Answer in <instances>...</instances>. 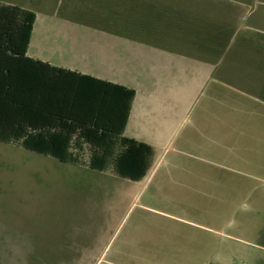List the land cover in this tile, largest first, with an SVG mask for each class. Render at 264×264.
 Segmentation results:
<instances>
[{
  "label": "crops",
  "instance_id": "1",
  "mask_svg": "<svg viewBox=\"0 0 264 264\" xmlns=\"http://www.w3.org/2000/svg\"><path fill=\"white\" fill-rule=\"evenodd\" d=\"M79 1L82 0H70L63 12L59 7L49 6V2L40 6L36 0L31 3L34 7H22L36 15L27 55L80 76L136 91L124 135L153 147L156 163L147 177L136 183L143 187L135 199L142 201L152 194L146 203L156 202L157 208L145 205L143 209L162 221L163 226L159 231L142 230L141 244L136 245L138 250L125 251L123 256L128 260L122 263L208 264L211 258L205 256L211 250L208 235H215L237 243V249L231 246L232 253L225 256L223 264H264V146L252 143L264 141V68L261 66L264 56H242V50L236 56H225L223 44H217L215 56L230 57L231 64L244 58L237 62L241 69L228 66L221 70V58L214 61L210 56H174L150 48L142 41L145 29L142 24L136 23L140 38H134L129 23L125 24V34L104 20L85 23L75 6ZM118 2L126 6L134 4L133 0H100L111 13H115ZM138 3L141 8L148 5L161 9L158 0H138ZM258 46L264 50V41ZM203 95L206 102L189 126L187 116ZM231 123L237 124L242 141V150L237 155L220 153V160H214L178 147L191 148L198 137L212 141V135L222 136ZM171 153L174 154L166 159ZM189 159L234 174L230 180H223L227 191L231 190L226 203L237 199L239 205L234 232L216 230L191 219L188 212L191 198L198 194V189L211 188L214 184L210 169L187 164ZM162 204L178 210H162ZM176 224L186 229L175 228ZM192 230L199 231L196 234L202 237L197 239V246L190 244ZM173 235L182 237L184 243L176 244L164 238Z\"/></svg>",
  "mask_w": 264,
  "mask_h": 264
},
{
  "label": "rangeland",
  "instance_id": "2",
  "mask_svg": "<svg viewBox=\"0 0 264 264\" xmlns=\"http://www.w3.org/2000/svg\"><path fill=\"white\" fill-rule=\"evenodd\" d=\"M36 1L40 6L49 2V6L59 7L63 12L70 0ZM96 2L82 0L75 5L85 23L105 21L119 27L123 34L127 32L125 24L129 23L134 38H140L136 23L142 24L145 27L142 41L161 52L193 58L210 56L214 61L221 58V70L228 66L241 69L237 62L244 58L231 64L230 57L215 56L217 44H223L225 56H236L238 50H242V56H264V50L258 46L264 41V0H158L161 9L148 5L141 8L138 0H133V6L118 2L115 13L109 12L100 0ZM0 3L34 7L31 4L34 0H0ZM152 52L156 53L153 49ZM261 66L264 68V64ZM203 102H206L204 95L188 114L187 125L196 120ZM221 135H212V141L198 137L191 148L178 147L214 160H220V153L237 155L242 150L237 124H229L228 131ZM252 143L264 146V141ZM83 157L81 164H65L19 146L0 143V264H123L122 261L128 260L123 256L125 251L138 250L142 230L162 229V221L143 209L145 205L157 208L156 202L146 203L152 194L142 201L135 199L143 184L123 180L111 169L104 173L93 171L87 166V153ZM189 161L186 163L210 169L214 184L198 189V194L191 198L188 209L191 219L216 230L234 232L239 205L237 199L226 203L231 190L227 191L223 182L234 174ZM160 207L178 210L165 204ZM174 227L186 229L177 224ZM197 232L191 231L192 246L199 244L197 239L202 240ZM208 236L211 247L205 255L211 257L208 264H223L225 256L232 253L231 246L237 249V243L225 236ZM164 238L184 243L176 235Z\"/></svg>",
  "mask_w": 264,
  "mask_h": 264
},
{
  "label": "trees",
  "instance_id": "3",
  "mask_svg": "<svg viewBox=\"0 0 264 264\" xmlns=\"http://www.w3.org/2000/svg\"><path fill=\"white\" fill-rule=\"evenodd\" d=\"M35 21L0 3V143L143 181L155 150L124 135L136 91L28 57Z\"/></svg>",
  "mask_w": 264,
  "mask_h": 264
}]
</instances>
